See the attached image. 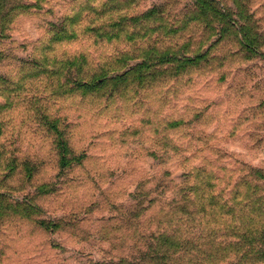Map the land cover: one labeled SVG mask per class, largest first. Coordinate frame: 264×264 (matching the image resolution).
<instances>
[{
  "label": "rangeland",
  "instance_id": "374dc122",
  "mask_svg": "<svg viewBox=\"0 0 264 264\" xmlns=\"http://www.w3.org/2000/svg\"><path fill=\"white\" fill-rule=\"evenodd\" d=\"M25 1L36 6L15 17L0 38V77L14 84L21 79L23 88L0 81V102L2 93L11 99L15 94L48 97L42 112L64 119L72 149L88 158L57 178V150L38 112L35 116L20 102L0 114V194L16 204L33 196L25 185L24 160L38 167L31 183L56 182L58 187L56 193L34 199L40 213L0 218V264H90L129 253L137 234L158 220L154 213L137 226L129 217L123 223L116 220L133 204L131 195L159 184L166 188L156 192H167L174 187L170 179L177 182L192 169L211 177L219 193L228 192L227 201H232V213L215 204L209 217H237L244 203L264 217V0H242L241 18L232 11L237 0H214L211 14L228 38L226 47L218 44L211 52V65L143 88L116 90L111 97L104 91L101 96L52 94L56 73H70L53 58L84 54L105 59L123 46L98 45L94 30L110 32L111 20H106L145 15L164 0ZM187 1L173 4L171 16H178L176 10ZM103 10H108L105 15ZM144 25L153 29L155 23L139 27ZM60 33L78 37L54 43ZM153 34L144 29L130 55H143L146 48L139 40L161 35ZM228 49L236 55L226 56ZM169 121L181 125L169 127ZM6 166L14 172L4 182L10 171Z\"/></svg>",
  "mask_w": 264,
  "mask_h": 264
},
{
  "label": "trees",
  "instance_id": "16d2710c",
  "mask_svg": "<svg viewBox=\"0 0 264 264\" xmlns=\"http://www.w3.org/2000/svg\"><path fill=\"white\" fill-rule=\"evenodd\" d=\"M213 1L188 0L182 8L176 10L178 16H171L173 14L168 10L173 4H177L178 0H164L155 4L145 15H118L106 20H111L108 26L111 30L108 32L102 27L96 28L95 42L98 45L120 42L123 49H117L101 61L93 60L84 54L53 58L54 61L67 66L70 73L55 72L57 77L54 79L52 94L64 96L79 93L82 96H101L99 93L104 91L103 96L111 97L116 94V90H125L131 86L143 88L148 83L178 78L192 70L211 65L215 59L211 52L218 44L226 43V47L228 38L227 29H221L217 19L211 14L210 4ZM241 2L242 0H237V9L232 10L239 14V18L242 15ZM235 3L233 1L232 5L235 6ZM35 6V3L29 4L25 0H0V38L4 37L3 33L5 34L8 24L12 23L15 17ZM107 11L103 10L101 15H105ZM168 17L169 19L173 17L172 25L168 23ZM146 21L155 23L153 29L148 25L139 27L143 22L146 24ZM191 24L193 27L190 26ZM144 29L154 34L160 31L161 35L150 37V40L154 39L152 41L139 40L140 44L145 45L143 48H146V52L143 55H130V50L135 49V42L141 39L139 37ZM187 29L190 30L189 33L184 34ZM89 31H93V28ZM57 35L53 37L54 43L78 37L74 33ZM195 49L198 50L194 51ZM224 54L232 56L235 53L228 49ZM40 68L43 70L41 73L49 76L48 70L44 67ZM153 80L156 82H151ZM0 81L3 84L9 81L7 85H15L16 89L23 88L20 84L21 79L15 84L7 77H0ZM5 88L13 90L10 86ZM1 96L4 97V101L0 102V114L11 109L14 104L26 102L34 111V115L36 116L38 112L40 118L44 120L43 124L48 130L45 129L47 131L45 132L52 135V144L54 150H57V178L84 164L88 156L85 153L77 154L72 149L68 139L69 125L65 124V120L42 112V109H47L50 101L48 97L38 94L25 96L15 94L14 99H11L5 93ZM2 121L0 120L1 130L4 128ZM180 125V121L168 122L169 127ZM30 163L24 160L22 165L26 169V173L23 174L27 183L25 185H28L33 196L25 197L24 202L16 204L7 201L8 198L4 193L0 194V197H4L0 200V218L9 214L25 218L31 211L40 213L42 208L34 202V199L58 191L56 182H44L40 185L31 183L38 167ZM6 168L10 171L4 175V182L10 178L9 176L12 177L14 172V168L10 169L9 166ZM199 171L192 169L182 174L177 182L170 179L169 183L174 187L169 188L167 192H156L159 188H166L159 184L153 189L140 193H137L140 191L137 190L132 194L133 204L127 210L123 209L122 217L116 220H121L123 223V220L127 222L129 217L137 226L140 220L150 213H154L155 219L157 220L158 217V220L152 222V228L148 227L137 234L133 251L117 258L103 259L90 264H245L249 262L264 264V217L258 215V210L248 211L245 203L246 207L241 203L243 210L240 208L237 217H209L215 212V204H218L221 210L226 208L228 213H232L233 210L230 208L232 201H227L228 192L225 191V195L219 193L212 178L200 175L201 171ZM238 194L241 196V193ZM244 212L246 213L243 217L241 213ZM107 219L113 220V218Z\"/></svg>",
  "mask_w": 264,
  "mask_h": 264
}]
</instances>
